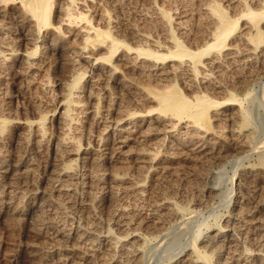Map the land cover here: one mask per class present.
I'll use <instances>...</instances> for the list:
<instances>
[{"label": "bare ground", "instance_id": "bare-ground-1", "mask_svg": "<svg viewBox=\"0 0 264 264\" xmlns=\"http://www.w3.org/2000/svg\"><path fill=\"white\" fill-rule=\"evenodd\" d=\"M3 1L4 3H7V1L9 0H2V2ZM20 1L23 6H21L23 8L22 12L24 13L22 14L23 19H20L19 21H21L23 24L27 23L28 21L29 23L31 21L33 23L34 21L36 24L34 26L37 29V33L34 32L36 34V37L35 35L29 33H22L21 35L19 34L21 36L18 37L20 40L19 43H22V45L24 46H32V48L29 47L30 50L26 46V50L20 53V51L22 50L20 48L21 44L14 43V46L12 42V48L5 47L6 49H3L4 47H1V67H6L11 71L15 70L16 74H22L24 72H29L32 69H38V61H34L33 59H36V57L33 56L37 55L40 52V57L38 59L41 63V61L45 58L44 53H46V51L44 49L51 51L52 53H55L57 51V54H60L62 50L60 49V46L56 45L57 43H55L53 39L52 41L48 40V44H46V35L41 37L42 29L44 28L45 30V28L52 25L51 15L53 0ZM85 1L90 3H87L86 5ZM118 1L124 2L125 0ZM76 2H78V0H67V8L62 7V9L66 11L65 13L67 18L64 20L58 19L61 22H56L57 24L60 23V27H57L58 30H61V27L66 28V31L64 28V30L61 31L60 34L64 33V36L68 34V37L70 39H73V41L77 40L79 37H82L80 45L82 44L83 46L79 49L83 51L86 49H91V56L95 55L93 50L96 46V43H105L108 39L111 40L110 43L108 42V48L111 52L110 69V66L105 63L98 64L96 62L98 58H94L95 62H92V59L89 60V58L83 57V59H85L83 61L90 63L89 65L92 70L89 83H95L97 81V84L99 83L98 81L100 79H106L107 83H113V85L110 86L111 89L116 91H125L126 89L130 91L131 89L129 86L131 84L127 85L123 75H121L122 78L116 76L119 73L118 71L121 70L122 66H125L129 63V60H131L133 62V67L130 72H133L134 75H137V79H139V76H142V78H145L144 80H147L145 82L141 78L143 82H137L134 84L135 91L133 93V98L137 100L146 98L144 97L147 95H145V90H148L154 95L158 102L157 105H159L158 111L160 113V116L156 117V115V118L152 117L154 118L152 120L154 122H150H152L153 125L160 123L162 124V122L165 120H162L163 116L172 115L177 118L176 123H171L168 126L166 125V127L164 126V129H162L163 127H160L158 129V125L155 127L148 126V131H142L141 126L147 122L145 121V118L152 115H138L136 114L137 112L134 113L136 110L131 113L130 108L127 109V106L130 104L127 103L128 105H125L124 103L126 102L122 104L123 101L120 100L119 97L117 99L114 98L115 96L113 94L114 97H112V95L110 96V113V110L107 111L108 108L106 107L104 109H107L105 110V112L107 111V113L103 114L102 112V117L97 115L96 111L94 113L91 112L92 115L90 116L89 120L91 121V123H89L91 124L90 127L94 126L98 128L99 131L97 134H90L91 136L87 134L89 135L87 137L88 142L85 140V137L81 138L83 139V141L85 140L87 142V147L83 148L80 145L82 140L80 139V141L78 139V133L80 131H78L79 125L78 127L74 126V128L72 126L76 135L73 136L72 134V138L71 136H68L69 129H67L68 127L66 116L69 115L71 104H80L82 102L81 98H83V96H86H80V94L78 93L84 91V94H88L87 97H89V94L93 95L91 93L95 87H93L92 90H90V86L88 88L89 90L87 89V87V90L83 89V75L82 71L80 70V65L77 69H75L76 67L72 68V70H75L69 72L70 76L68 75L69 73L67 74L68 78L66 79V81L60 82V86L65 93L66 103L63 104L62 102H60L63 111L59 110V117L57 122H55L58 123V126L56 127L58 134L53 137L54 139L52 141L48 137V135L51 137L52 134H49L48 130L43 129V126L40 123L33 124L25 120L19 121L17 122L18 125L14 126L13 124V126L15 127L14 130L11 129L12 127L10 128L11 130H7L4 125L0 123V148L2 146H5L6 144L16 145L17 141H19L22 137V132H25L24 130L27 129H29L30 131L32 128L33 132H31L33 138V147L37 152L43 151V147L47 143V141H51L50 145L48 144L50 148L48 147L49 153H47L49 161L47 166L45 165L47 167L46 170L48 174L46 173L47 176L44 179V182L47 183V186H44L43 189L39 187L40 189L25 191V189L23 188L24 191H16L17 189L15 187V179L16 177H18L17 172L19 173L20 171H22V173H20L21 175H24L31 170L32 163H28V160L30 159L29 157L28 160H10L11 164H8L5 161V157L0 159V206L2 208L6 206L9 207V204H11V202L14 201L15 198H18L22 201L21 205L19 204V206L14 208V211L12 213H14L15 216L17 215L18 218L20 217L19 219L28 222V225L31 224V228L51 241L53 245L52 247L54 248L53 251H50L51 253L49 256L42 255V258L47 261H49L51 258L54 260V264H78L75 261L74 263L71 259L72 254H75L77 252L76 249L78 247L88 243L90 247H88V249H86L84 252L80 251L79 253L81 254L80 258H82V260L95 258L97 254H101L105 257V264H133L134 260L139 261L137 259H140V257H142L143 247H145L146 242H148L151 238H159L165 235V233L168 232L167 230L169 224H177L182 220L183 213L186 208H182L173 198L162 195L164 194L162 193L160 194L161 196L158 195L159 199H151L152 201L148 200V207L145 211L144 204L142 206L140 204V202H143L148 195V189L144 180L146 179L145 176L144 178L143 175H141L142 177L137 176L138 178H133V175L130 176L124 171L123 173H119L118 171L114 172L115 166H112L114 170L111 171V163H114L116 160H120L121 156L127 159L128 154L127 151H125V148L129 147L128 145L130 144V142L137 139V137L139 141L145 142L148 139L149 135H160V141H164L163 143H170V145H168L170 150H173V155H179V158L182 159L191 158L199 161L220 159L222 161L223 159H225L226 156L224 154H226L227 150L223 147L221 148V146L219 147L220 142L216 140L217 137L215 138V135L213 136L211 132L213 128L211 126L212 123H210V118H217V121L220 118V121L221 119H224L225 121H230L234 124L237 123L239 120L238 118H240L241 116V105L243 99L235 94H231L227 90L230 85H217L214 80L215 78L220 79L223 77L225 79H230L231 77L233 80L240 79L243 70L248 68L252 70L250 67H258L259 65L264 66V0H226V2H228V4H226V7L228 6L230 10H227L228 7H224L223 4L219 1L198 0V8L195 9L197 10V12H195L198 18L196 20H199L198 22L200 23L198 24L200 26H198L199 28L196 31H193V28L191 29V27H189L191 23V16H194L192 15V11H190L191 9L183 8L181 9V11L177 9L179 10L176 11L178 13V21L175 22V17L173 16L174 14L172 15V13H170V10L164 9L163 7H161V5L157 6L155 4H151V7L156 14L155 17L149 16L146 12H144L145 10H143V12L138 13L139 20L136 19L140 22L137 23V21L136 24H134L133 22L134 25H131V27H129L130 29L126 28L127 31H130V37L128 39L131 38L132 43L133 41L137 43L135 47L130 42H126L125 39L120 40L116 37H112V32L110 33L109 31L101 30L99 28L100 26H98V24H95L97 20L95 18L96 16H98V13L100 11V7L98 6L99 0L97 4L94 3L93 0H84L82 2V5L80 3L81 6L78 7V11L76 9L77 12H73L71 10V7ZM231 10L232 12H230ZM100 16L102 18L103 15L101 14ZM100 16L99 19H101ZM16 17L15 19L17 20ZM106 19L108 18L106 17ZM81 22H83L82 26H78ZM174 22L177 26L174 25ZM147 23H149V27L153 26L154 29H158L159 35H153V28V30L151 29V31L153 32L146 30L148 25ZM18 26H20L19 23L17 24V27ZM78 27L79 29H77ZM149 27L148 29H150ZM104 28H106V25ZM1 29L2 27L0 24V31ZM118 30L115 29V31ZM176 31H178L177 34L179 35H176ZM40 43L41 45H39ZM121 48H125L124 50L126 52V55H135H133V57H127L126 59L125 55L121 54L122 56L119 57L117 61L112 62L113 55L121 50ZM8 51L10 52V54L9 56H6L4 53ZM96 51L99 52L98 47ZM103 59H106L108 61V58ZM75 61V63L78 62L77 60ZM56 62L58 63L59 61L56 60ZM58 67L62 72V68L64 67L62 61H60ZM1 69L5 70L3 68ZM65 70L67 71V69ZM125 73H127L126 70ZM12 74L14 73L12 72ZM179 76L182 79V81H180L186 87V91L188 89L193 93H191L192 95H190V92H188V96L183 94V85H181L182 87L179 88ZM65 77L66 73L64 78ZM127 82L129 84L128 80ZM218 82L221 81H217V83ZM101 83H103V81ZM107 83L104 84L107 85ZM230 83L231 82H229V84ZM106 85L104 87L109 86V84L107 86ZM162 86L163 91L155 92L154 89L158 87L161 88ZM231 88H234V84L233 86H231ZM99 91L101 92V90ZM224 92L228 93V98L222 102L213 99L214 97H209V94L211 93L219 94ZM115 94H117V92ZM123 94L124 93H122V95ZM220 95L222 96V94ZM210 96L212 97V95ZM215 96V98H218L217 95ZM85 98L83 100H85ZM97 100L98 99L96 98V101ZM132 100H130V103L134 101ZM148 100L151 99L149 98ZM136 102L137 101H135L134 106ZM145 105L143 104V106ZM150 105H152V103ZM73 107L74 106H72V108ZM75 107L78 108L77 105ZM213 107H217V110L215 109L212 112L211 109ZM94 108L92 109L93 111ZM239 108L241 109L239 110ZM82 112L84 113V111ZM36 113L37 112H35V114ZM38 115L39 114H37V117ZM79 115L80 114H78V116ZM115 115H118V118ZM14 116H17V114H14ZM27 117L28 116H26L25 118ZM185 117L186 119L188 118L191 120V126L186 125L187 127H184V125H181L182 119ZM68 122L70 121L68 120ZM178 126L182 127L178 128ZM50 127L52 126H49L48 129H50ZM188 127L193 130L191 134L187 132ZM235 128L238 127L236 126ZM27 132L28 131H26V133ZM230 133L234 134L235 130H230ZM137 134L139 136H136ZM23 135L24 137L27 136V134ZM91 142H93L94 144L92 143V145ZM134 142H136V140ZM244 143L241 142L239 152L237 153L242 155H234V159L243 161L245 157L249 155L248 152H244L243 150L245 148ZM154 144L153 146H155ZM159 146L160 145H158V147ZM150 150L153 151L151 148ZM145 153L138 154L135 157L136 161L141 164L140 167L142 168V170L145 169L148 173H151V171L156 172V170H160L161 168H163V164L165 162V159L163 157L160 158L153 152H149L146 154ZM121 160L123 161V159ZM137 168L139 167L137 166ZM248 177L254 179L255 177H257L256 172H248ZM259 178L260 177H258V179ZM244 184V180L242 181L241 179L237 185L241 186L242 188V186L246 187ZM211 189L212 191H210L209 194H211V192H214V188L212 187ZM125 199H130L131 201L129 203H126ZM74 200H76V202ZM111 201H115V204L116 201H118L119 203L118 205L116 204L117 207L114 204L113 206H115V209L112 211V213L111 209H109L107 213L108 218H104L106 216H103L102 213L105 208L111 205ZM212 201H214V198ZM249 204V209H246L248 207L245 206L246 208H244L243 210L241 209V215L232 214L231 216H229V219L226 221L224 226L220 228H213L212 230H210V233H207L206 236L199 241V243L194 240L192 242V245L182 250L180 256L176 259L174 258L171 264H214V261H216V264H264V251L262 248L263 244L254 245L252 243L253 245L250 247H246V245H244L246 241H251L250 236L252 232H250V230L252 228L258 229V227L261 226L260 216L264 217V201L256 200L251 201ZM207 205H209V203ZM142 211H145L146 213L144 218L141 217V214L143 213ZM6 212L8 213V211ZM243 214H246L249 219H245V217H242ZM84 218H87L89 221L86 222L87 220ZM258 230L263 231L264 229L260 227V229ZM200 233L201 232H199L198 234L201 235ZM261 233L259 232V234L261 235L260 238L262 239V234L264 235V233ZM200 243H206L207 245H198ZM208 247L211 249L209 250ZM254 260H256V262Z\"/></svg>", "mask_w": 264, "mask_h": 264}, {"label": "rangeland", "instance_id": "rangeland-1", "mask_svg": "<svg viewBox=\"0 0 264 264\" xmlns=\"http://www.w3.org/2000/svg\"><path fill=\"white\" fill-rule=\"evenodd\" d=\"M61 1H62V3H61ZM83 1L84 0H78V2H76L74 5H72L71 10L73 12H77L78 7L82 5ZM93 1L96 4L98 2V0H93ZM125 1H127V2H125ZM125 1L120 2L118 0H99V2H98V6L100 7L99 13L100 12L101 13L100 14L98 13V16H96L95 19H97V20H96L95 24H98V26H100L99 28L101 30L109 31L110 33L112 32V37H114V38L116 37L120 40L125 39L126 42H128V43L130 42L134 47H135V45H137V43H135L134 41L132 43L131 38L128 39L130 37V35H129L130 31L129 30L127 31V29L129 27H131V25L136 24V22L139 20V17H138L139 14L138 13L143 12V10H145L144 12H146L151 17L156 16V14L154 13V11L151 7V4H155L157 6L161 5V7H163L164 9L170 10L171 11L170 13H172V15L174 14L173 16L175 17V20H174L175 22L178 21L177 20L178 19V16H177L178 13L176 11H179V10L181 11V9H183V8H189V9H191L190 11H192V15H194V16H191V23H190L189 27H191V29L193 28V31H196L199 28L198 26H200L198 24V23H200V22H198L199 20L198 21L196 20L198 18H197V14H196L197 10H195L196 8H198V6H197L199 3L198 0H189V1L185 0L186 2L184 0H131V1L125 0ZM215 1L221 2L224 7H226V4H228V2H226V0H224V1L215 0ZM66 3H67V0H53L52 15H51L52 25L50 27L45 28V30L43 28L41 31V37L46 35V39H47V41H45L46 44H48V40L52 41V39H53V41L55 43H57L56 45L60 46V49H62L60 54L59 53L57 54L56 53L57 51L55 53H52L51 51L44 49L46 51V53H44L45 58L47 59V60L45 58L43 59L45 63L43 62V60L41 61V63L39 62L38 58L40 57V52L37 55H34L33 57H36V59H33V60L38 61L39 66L37 68L39 69V71H38V69H32L29 72H24L22 74H18V73L16 74L15 70L11 71L6 67H1V65H0V123H2L7 130H9L11 127H12L11 129L14 130L15 129L14 126L18 125L17 122H19V121L25 120V121H29L30 123H33V124L40 123V124H42L43 129L48 130V133L52 134L51 137L48 135V137L52 141L54 139L53 137H55L56 134H58V132L56 130L58 123H55V122H57V120H58L59 112L63 111L62 105L60 102H62L63 104L66 103L65 93H64V90L62 89V87L60 86V82L66 81V79L68 78L67 74L69 72H72L75 69L79 68V65H80V70L82 71V75H83L82 76V82H83L82 88L85 90H87L89 88V86L91 88L90 90H92L93 87H95V88L93 89V91L91 93L93 95L89 94V97H87L88 94H84V91L78 93V94H80V96H83V95H86V96H83V98H81L82 102L80 104H77V103L71 104V110L69 112V115L66 116L67 127H68L67 129H69V134L71 133L70 135L68 134L69 137L71 136V138H72V134H73V136L76 135L73 128H74V126L78 127V125H79L78 131L80 130L78 133L79 134V138H78L79 140L81 138L85 137L86 138L85 140L88 142L87 137L90 134L91 135L97 134L99 129L94 127V126L90 127L91 124H89V123H91V121H89L90 116L92 115L91 112L94 113L96 111L97 115H99L101 117L103 114H106L107 111H109V110H110L109 111V113H110L111 112V104H110L111 103V97H110L111 95H112V97L115 96L114 98H116V99L119 97L120 100L123 101L122 104L124 102H126V103H124L125 105L127 103L130 104V105L127 104L128 105L127 109L130 108L131 113L136 110L134 113L137 112L136 114H138V115H141V114H143V116L152 115L150 117L145 118L146 119L145 121H147V122L141 126L142 131H146V130L148 131V128H147L148 126L155 127L158 125V129L160 127H163L162 129H164V126L166 127V125L168 126L171 123H176L177 118H175L172 115H167V116H163L162 120H164V119L165 120L162 122V124L161 123L160 124H154V125L152 124V122H154V121H152L154 119L152 117H155L156 115H157L156 117H158V116H160V113L158 111L159 105H157L158 102H157L156 98L148 90H145V95L147 94L148 98H147V95L144 96L147 99L142 98V99L137 100V99L133 98V96H134L133 93L135 91L134 90L135 89L134 84L137 82H143V81L141 80L142 76H139V79L141 80L140 81L139 79H137V77H138L137 75H134L133 72H130L132 70V67H133L132 66L133 62L131 60H129L128 64H126L125 66L124 65L122 66L121 70L118 71L119 73L116 76V77H121V75H123V77L126 80L127 85L131 84L129 86L131 89L130 91L126 90V89H125V91L123 90L124 92L119 91L118 89H117L118 91L113 90L110 88V86L113 85V83L112 84H111V82L107 83L106 79H105L106 81L104 79H100L98 81L99 83H97V84H96L97 81L95 83H89V80L91 79L92 70H91V67L89 65L90 63L83 61V60H85V59H83V57L89 58V60L92 59L91 60L92 62H95L94 58H98V60L96 61L98 64L105 63V64L110 66L109 67V69H110L111 68V52L109 51L108 47H109V43L111 40L108 39L105 43H96V46L98 45L97 47H98V50L100 53L98 51H96L97 47L95 46V48L93 50L95 55L93 53L94 56H91L92 55V53H91L92 51H90L91 49H89V50L86 49L84 51L79 49V48H82V46H83L82 44L80 45L82 37H79L77 40L73 41V39H70L68 37V34H66L65 36H64V33L60 34V32L63 31L65 27H61V30H58L57 27H60V25H59L60 23L57 24L56 22H61V21H59L60 19L64 20L67 18L66 13H65L66 11H64V9H62V7L67 8ZM80 3H81V5H80ZM87 3H90V2L85 1L86 5H87ZM178 3H180V4H178ZM77 4H78V6H77ZM114 4H116V5H114ZM88 5H90V4H88ZM21 6H22V4H21L20 0H12V2H11V0H9V1H7V3L6 2L4 3V1L2 2V0H0V10H1L0 11V24L2 27V29L0 31V37H1L0 45L2 44L0 46V50H1V47L2 48L4 47L3 49L12 48L11 45L13 44L15 46L16 43L21 44L20 48L22 50L20 51V53L24 52V50H26V48H25L26 46L28 47V49H29V47L32 48V46H30V45L24 46V45H22V43H19L20 40L18 37L22 33L23 34L29 33V34L35 35V37H36L35 33H37V29L34 26L36 24L34 21H33V23H32V21L30 23L28 21L25 24H23L21 21H19L20 19H23L22 14L24 13V12H22L23 6L22 7ZM60 6H61V9H60ZM55 8H56V12H55ZM76 9H77V11H76ZM177 9H179V10H177ZM57 10H59V11H57ZM227 10H230V8L228 7ZM104 11H106V12H104ZM59 12H61V13H59ZM230 12H232V10ZM62 13H65V14H62ZM101 14L103 15L102 18L100 16ZM11 15H13V16H11ZM14 16L15 17L17 16L16 17L17 20L15 19ZM20 16H21V18H20ZM99 16L102 20L99 19ZM106 17L108 19H106ZM136 19H138V20H136ZM193 19H194L195 25L193 24ZM56 20H58V21H56ZM133 22H134V24H133ZM139 22L140 21H138L137 23H139ZM141 22H142V20H141ZM175 22H174V25L177 26L175 24ZM18 23L20 26L17 27ZM53 23H55V24H53ZM82 24H83V22H81L78 26H82ZM104 24L106 25V28H104L105 27ZM147 24H148L147 29L145 27L146 30H149L150 32L154 31L153 35H159L158 29H156V28L154 29L153 26L149 27L150 26L149 23H147ZM122 25H124V26H122ZM193 25L195 28L193 27ZM148 27L150 29H148ZM114 28L117 30L119 29V30L115 31ZM77 29H79V27ZM151 29L153 31H151ZM65 31H66V28H65ZM126 31L128 32V35H127ZM156 31H158V32H156ZM42 32L43 33L46 32V33L43 34ZM177 32L178 31H176V35H179V34H177ZM83 34H84V32H83ZM119 34L121 37L119 36ZM125 35H126V38H125ZM6 36H7V38H6ZM8 39H10L11 41ZM13 39H15V40H13ZM11 42H12V44H11ZM107 44H108V46H107ZM39 45H41V43ZM22 46H24V47H22ZM124 49L125 48H123V49L121 48V50H119L117 53H115L113 55L112 62L117 61V59H119V57H121L122 55H125L126 59H127V57H133V55H135V54H131L130 56L126 55V52ZM105 51H107V52H105ZM61 53H62V55H61ZM4 54L6 56H9L10 52L8 51ZM89 54L91 57L89 56ZM51 55H52V57H51ZM103 58H108V61L106 59H103ZM56 60L59 62L57 63ZM75 60H77L78 61L77 63H79V64L75 63L76 62ZM60 61H62L63 65H64V67L62 68V70H63L62 72H61L60 68L58 67ZM100 61H101V63H100ZM107 62H109V63H107ZM73 65H74V67H73ZM81 66H84V67H81ZM86 67H88V68H86ZM1 68L5 69V70H2ZM72 68H75V69L72 70ZM250 68L252 70H250L248 68V69H245L242 71L243 76L241 75L240 79L233 80L231 77H230V79H225L223 77L220 79L215 78V80H214V82L217 85L218 84H222L225 86L230 85V87L227 88V90L231 94H235L238 97L243 99V102L241 105L242 109L239 108V110L241 109V116H240V118H238L239 120L237 119L238 120L237 123L234 124L230 121H225L224 119H221V121H220V118L218 119V121L216 120L217 118H210V123H212L211 126L213 128L211 130L213 136L215 135V138L217 137L216 140L220 142L219 147L221 146V148L223 147L224 149L227 150L226 154H224L226 156L225 159H223L222 161H221V159L220 160H208V161H199V160H195V159H191V158L182 159V158H179L180 157L179 155H177V156L175 154L173 155V150H170V148H169L170 143H167V142L163 143L164 141L163 142L160 141V138H161L160 135H149L148 139L146 140L147 142L146 141L145 142L139 141L138 137H137V139H135L136 142H134L135 140L130 142V144L128 145L129 147L125 148L126 149L125 151H127V154H128L127 159L123 158L121 156L120 158L123 159V161L120 159V160H116L114 163H111V171L114 170L112 166H115L114 172L118 171L119 173H123V171H124V172H126V174H129L130 176L133 175V178L134 177H136V178L142 177L141 175H143V178H144V176H145L146 179H144V180L146 183V187L148 189V195L146 196V199L143 202L142 201L140 202L141 206L144 204L145 211H146V208L148 207L147 206L148 200L149 201L157 200V199H159L158 195H160L162 193H164L162 195H165L167 197L169 196V197L173 198L182 208H186L184 213H183L182 220L177 224H175V223L169 224L168 230H167L168 232L165 233V235H163L159 238H151V239H149L148 242H146L145 247H143L142 257H140V259H137L139 261L134 260L133 264H135V263H137V264H171V262L174 260V258L176 259L180 256V253L182 252V250H184L185 248L190 247L192 245V242L194 240L199 243V241L201 239H203L207 233L208 234L210 233V230H212L213 228H220V227L224 226L226 221L229 219V216H231L232 214L241 215L242 214L241 209L243 210L244 208H246L245 206L248 207L246 209H249V207H250L249 203L251 201H256V200L264 201V181H263L264 180V66L259 65L258 67L254 66V67H250ZM65 69H67V71ZM125 70L127 73H125ZM12 72L14 74H12ZM65 73H66V77L64 78ZM254 73H256V74H254ZM21 75H22V77H21ZM68 75L70 76V73ZM62 76H63V79H62ZM142 79L144 80L145 78H142ZM127 80L129 81V84H128ZM178 80L180 82L179 88H181L182 87L181 85H183V83L181 82L182 79L180 76H179ZM102 81H103V83H101ZM144 81L146 82L147 80H144ZM217 81H221L222 83L221 82L217 83ZM223 82H225V83H223ZM229 82H231V83L229 84ZM104 83H107V85L109 84V86L104 87L106 85ZM226 83H228V84H226ZM102 84H104V85H102ZM132 84H133V86H132ZM233 84H234V88H231V86H233ZM100 85L103 87H101ZM239 86H240V89H239ZM86 87H87V89H86ZM98 89L101 90V92ZM162 89H163V86L161 88L158 87L154 90H155V92L156 91L161 92V91H163ZM182 89L184 90L183 94L188 96V92H190V91L188 89L186 91V87L184 85H183ZM109 90H111V91H109ZM94 91H95V94H94ZM97 92H99V93H97ZM116 92H117V94H115ZM109 93H112V94H109ZM122 93H124V94L126 93L125 97H124V94L122 95ZM127 93H130V94H127ZM191 93L192 92H190V95L193 94V93L192 94ZM113 94H114V96H113ZM213 94L214 93L209 94V97L210 98L214 97L213 99L218 100L219 102H222L228 98L227 92L219 93V94L215 93L214 96H213ZM220 94H222V96ZM210 95H212V97ZM215 95H217L218 98H215L216 97ZM61 96H63V97H61ZM127 96H129V97H127ZM152 96H153V98H152ZM85 97H87V98H85ZM103 97H105V98H103ZM222 97H223V99H222ZM84 98H85V100H88V101L83 100ZM96 98L98 99L97 101H96ZM130 98H132L134 101ZM149 98L151 100H148ZM109 99H110V101H109ZM130 100H132L133 102L130 103L131 102ZM135 101H137V102L134 106ZM149 101L150 102L152 101L151 102L152 105H150L151 103ZM102 103H106L107 105L102 104ZM132 104H133V107H132ZM143 104L144 105L146 104V105L143 106ZM76 105L78 108L75 107ZM72 106H74L73 107L74 110H73ZM102 106H104V107H102ZM105 107L108 108V110L104 109ZM93 108H94V111L92 110ZM215 109L217 110V107H213L211 109V111L213 112ZM105 110H107V111L105 112ZM137 110H139V111H137ZM82 111H84V113ZM35 112H37V113L35 114ZM102 112H103V114H102ZM14 114L15 115L17 114L18 117L14 116ZM34 114L36 117L34 116ZM37 114H39L38 117H37ZM78 114H80V115L78 116ZM26 116H28V117L25 118ZM32 116L35 118H33ZM52 116H54V117H52ZM170 116H171V119H170ZM116 117L118 118V115ZM161 117H162V115H161ZM149 118H151V119H149ZM52 119H55V120H52ZM68 120L70 122H68ZM167 120L168 121L170 120L171 122L170 121L168 122ZM150 121H152V122H150ZM190 121H191L190 119H188V118L186 119V117H185L182 119L181 125L182 126L184 125V127L186 125L191 126ZM148 122H150V123H148ZM13 124H14V126H13ZM52 124L53 125L57 124V125L53 126ZM88 124H89V126H88ZM49 126H52V127H50V129H48ZM72 126H73V128H72ZM80 126H82V127H80ZM182 126H178V128L182 127ZM236 126L238 128H235ZM94 128H96V129H94ZM189 128L190 127L187 128V132H189L191 134L193 132V130L191 128L190 129ZM85 129L88 131V133ZM230 130H235V133H234L235 135L231 134ZM24 131L25 132H22V133L27 134L28 137L25 136L26 137L25 138L24 135L22 134L21 139L19 141H17L16 145L15 144H13V145L12 144L11 145L6 144L5 146H2L3 148L2 147L0 148V154H1L0 159L5 157V161L8 164H11L10 160L11 161L12 160H16V161L19 160L20 161L21 159L22 160H24V159L28 160V157H29L30 159L28 160L29 161L28 163L29 164L32 163L31 170L24 175H21L22 171H20L21 173L17 172L18 177H16V179H15V187L17 189L16 191H24V189H25V191L26 190L31 191V190L40 189V188L43 189L44 186H47L46 185L47 183L44 182V179L46 178V176L48 174L47 170H46L47 169L46 166H47L48 161H49L47 153H49L48 151H49L50 146H48V144L50 145L51 141L48 142L46 140L47 143L45 142L46 144L44 145L45 148L43 147V151L37 152L33 147V138H32L33 128L30 131H29V129L24 130ZM26 131H28V132L26 133ZM81 131H82V133H81ZM83 133H85L86 135L87 134H89V135L86 136ZM78 134H77V136H78ZM154 134H157V133H154ZM220 134H222L223 136ZM237 135L239 138L237 137ZM80 136H82V137H80ZM136 136H139V135L137 134ZM49 138H47V139H49ZM158 139H159V141H158ZM81 140H82V142L80 145L83 148L87 147L86 146L87 142L85 140L83 141V139H81ZM80 141H79V143H80ZM154 142H155V144H154ZM159 142H160V144H159ZM241 142L246 143V144L244 143L245 148L243 150H244V152L249 153V155L247 157H245V159L243 161L233 158L234 155H237V156L242 155V154H237L239 152V147H240ZM92 143L93 142H91V144ZM152 143L155 146H153ZM23 144H24V147H23ZM156 144H157V148H156ZM130 145H131V147H130ZM158 145H160L162 147L159 146L160 147L159 148ZM150 148L152 150L154 148L155 149L153 151H151ZM148 151L153 152L158 157H160V158L163 157L165 159V162L163 164V168H161L160 170H156V172L151 171V173L150 172L148 173L145 169L142 170V168L140 167L141 164H139V162L136 161L135 157L138 154H144L145 152L149 153ZM6 154H8V155H6ZM7 157H8V159H7ZM137 166L140 169L137 168ZM258 170H259V174H258ZM248 172L249 173H255L256 172L257 177H255L254 179L249 178ZM19 174H20V176H19ZM258 177H260V178L258 179ZM241 179H242V181L244 180V182H245L244 185L246 187L242 186V188H241V186L237 185ZM6 182H8V181H6ZM212 187L214 188V192H211V194H209L210 191H212V189H211ZM237 188H238V190H237ZM239 188H240V190H239ZM212 197L214 198V201H212L213 200ZM74 201L76 202V200H74ZM125 201H126V203L127 202L129 203L131 200L125 199ZM207 202L209 203V205H207L208 204ZM21 203H22L21 200H19L18 198H15V200L12 201L11 204H9V207L6 206V207L2 208L0 206L1 207L0 208V264H54L53 259L50 258V260L47 261V260L42 258V255L49 256L50 253L53 251L54 248L52 247L53 245H52L51 241H49L43 235L37 233L33 228H31V224L28 225L29 224L28 222H25L24 220L19 219L20 217L18 218L17 215L15 216V214L12 213L14 211V208L19 206V204L21 205ZM112 203L107 208H105V210L103 211V213H102L103 216H106L104 218H108L107 213H108L109 209H111V213L115 209V206H113L115 204V201H113ZM118 203L119 202L116 201L117 205H118ZM117 205H116V207H117ZM109 207H112V208H109ZM12 208H13V210H12ZM6 211H8V213ZM145 211H142L143 212L141 214L142 218H144L146 215ZM197 211H199V212H197ZM242 217H245V219H249V217L246 214L245 215L243 214ZM84 219L87 220V221L85 220L86 222L89 221L87 218H84ZM260 220H261L260 221V224H261L260 227L264 229V226H263L264 225V217L260 216ZM260 227H258V229H260ZM258 229L252 228L250 230V232H252L251 236H250L251 241H246L244 245H246V247H250L253 244L254 245L255 244H263L262 248L264 251V235L262 234V233H264V230L262 231V230H258ZM258 231L260 233L262 232L261 233L263 236L262 239L260 238L261 235L259 234ZM199 232H201L200 233L201 235L198 234ZM168 233H169V235H168ZM198 235H199V237H198ZM252 239H253V241H252ZM198 245L206 246L207 244L206 243L205 244L200 243ZM88 247H90L88 243L78 247L76 249L77 252L75 254H72V257L70 256L71 259L73 260V262L75 261L78 264H105L106 263L105 257L101 254H97V256L95 258H90V259L88 258L86 260H82V258H80L81 254H79V253H80V251L84 252L86 249H88ZM208 249L210 250L211 248L208 247ZM209 250H208V252H209ZM151 260H153V261H151ZM254 261L256 262V260H254ZM214 264H216V261H214Z\"/></svg>", "mask_w": 264, "mask_h": 264}]
</instances>
